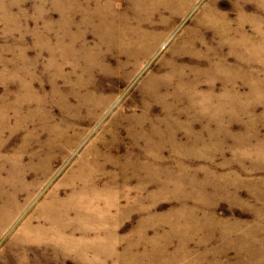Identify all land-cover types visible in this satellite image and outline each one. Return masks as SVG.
Instances as JSON below:
<instances>
[{
	"label": "rangeland",
	"instance_id": "rangeland-1",
	"mask_svg": "<svg viewBox=\"0 0 264 264\" xmlns=\"http://www.w3.org/2000/svg\"><path fill=\"white\" fill-rule=\"evenodd\" d=\"M0 264H264V0H0Z\"/></svg>",
	"mask_w": 264,
	"mask_h": 264
},
{
	"label": "bare ground",
	"instance_id": "bare-ground-1",
	"mask_svg": "<svg viewBox=\"0 0 264 264\" xmlns=\"http://www.w3.org/2000/svg\"><path fill=\"white\" fill-rule=\"evenodd\" d=\"M175 1V0H174ZM183 1V0H182ZM180 4V3H179ZM185 5H186V3H185ZM186 7V6H185ZM173 8V7H172ZM180 8H181V6H180ZM174 10H176V8L174 9ZM154 39V38H153Z\"/></svg>",
	"mask_w": 264,
	"mask_h": 264
}]
</instances>
